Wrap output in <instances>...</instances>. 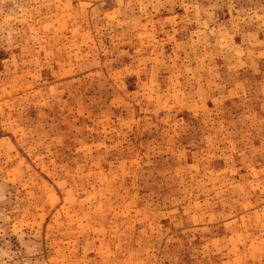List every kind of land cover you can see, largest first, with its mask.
Here are the masks:
<instances>
[{
    "label": "rangeland",
    "instance_id": "obj_1",
    "mask_svg": "<svg viewBox=\"0 0 264 264\" xmlns=\"http://www.w3.org/2000/svg\"><path fill=\"white\" fill-rule=\"evenodd\" d=\"M0 264H264V0H0Z\"/></svg>",
    "mask_w": 264,
    "mask_h": 264
}]
</instances>
